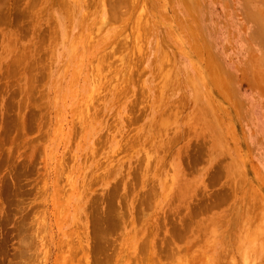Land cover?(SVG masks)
I'll list each match as a JSON object with an SVG mask.
<instances>
[{"label":"rangeland","instance_id":"1","mask_svg":"<svg viewBox=\"0 0 264 264\" xmlns=\"http://www.w3.org/2000/svg\"><path fill=\"white\" fill-rule=\"evenodd\" d=\"M0 264H264V0H0Z\"/></svg>","mask_w":264,"mask_h":264}]
</instances>
